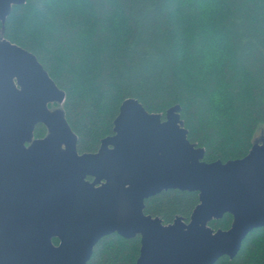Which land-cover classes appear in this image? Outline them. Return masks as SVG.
<instances>
[{
	"label": "water",
	"instance_id": "1",
	"mask_svg": "<svg viewBox=\"0 0 264 264\" xmlns=\"http://www.w3.org/2000/svg\"><path fill=\"white\" fill-rule=\"evenodd\" d=\"M25 2L0 0V21ZM65 97L33 52L0 34V264H87L112 233L141 236L136 264H215L264 226V139L242 158L207 162L179 104L163 118L130 97L114 134L79 153L63 108L49 106ZM169 189L199 192L188 222L145 212L147 198ZM226 213L230 228L209 225Z\"/></svg>",
	"mask_w": 264,
	"mask_h": 264
},
{
	"label": "trees",
	"instance_id": "2",
	"mask_svg": "<svg viewBox=\"0 0 264 264\" xmlns=\"http://www.w3.org/2000/svg\"><path fill=\"white\" fill-rule=\"evenodd\" d=\"M0 34L33 52L65 91L54 105L80 153L97 152L114 134L130 97L163 118L179 104L188 138L205 148L207 162L246 156L264 125V0H26L0 21ZM47 132L39 124L35 137ZM199 202L197 191L169 189L147 198L145 212L165 224L178 216L188 222ZM232 222L226 213L209 225ZM140 247V235L112 233L87 264H136ZM215 264H264V226L233 259Z\"/></svg>",
	"mask_w": 264,
	"mask_h": 264
},
{
	"label": "rangeland",
	"instance_id": "3",
	"mask_svg": "<svg viewBox=\"0 0 264 264\" xmlns=\"http://www.w3.org/2000/svg\"><path fill=\"white\" fill-rule=\"evenodd\" d=\"M213 46H214V44H217V41H213ZM57 106L56 105H51V109H54V108H56ZM60 107V106H59ZM263 139H264V125H259V127H258V129H257V131H256V133H255V136H254V143L255 142H262L263 141Z\"/></svg>",
	"mask_w": 264,
	"mask_h": 264
},
{
	"label": "flooded vegetation",
	"instance_id": "4",
	"mask_svg": "<svg viewBox=\"0 0 264 264\" xmlns=\"http://www.w3.org/2000/svg\"><path fill=\"white\" fill-rule=\"evenodd\" d=\"M80 153V152H79ZM92 180V179H91Z\"/></svg>",
	"mask_w": 264,
	"mask_h": 264
}]
</instances>
